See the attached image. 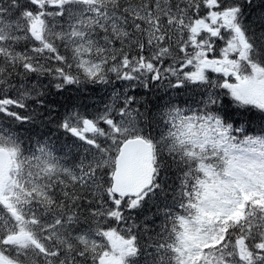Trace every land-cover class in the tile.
Segmentation results:
<instances>
[{
	"label": "snow or ice",
	"instance_id": "obj_1",
	"mask_svg": "<svg viewBox=\"0 0 264 264\" xmlns=\"http://www.w3.org/2000/svg\"><path fill=\"white\" fill-rule=\"evenodd\" d=\"M0 264H264V0H0Z\"/></svg>",
	"mask_w": 264,
	"mask_h": 264
},
{
	"label": "trees",
	"instance_id": "obj_2",
	"mask_svg": "<svg viewBox=\"0 0 264 264\" xmlns=\"http://www.w3.org/2000/svg\"><path fill=\"white\" fill-rule=\"evenodd\" d=\"M93 96L97 95V93H92ZM80 94L72 91L65 93L64 95L57 96V95H52L49 97L50 103L56 107L60 108L63 105L71 104V103H76L80 99ZM39 131H43V129H38Z\"/></svg>",
	"mask_w": 264,
	"mask_h": 264
}]
</instances>
